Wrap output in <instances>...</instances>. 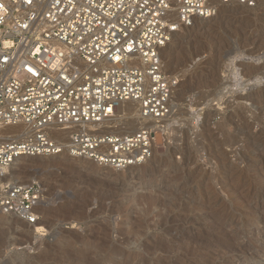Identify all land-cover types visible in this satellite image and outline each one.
Listing matches in <instances>:
<instances>
[{
  "label": "rangeland",
  "instance_id": "obj_1",
  "mask_svg": "<svg viewBox=\"0 0 264 264\" xmlns=\"http://www.w3.org/2000/svg\"><path fill=\"white\" fill-rule=\"evenodd\" d=\"M162 61L176 86L157 132L144 126L152 157L116 170L65 149L66 180L17 161L44 191L41 224L0 214V264H264V0L195 20Z\"/></svg>",
  "mask_w": 264,
  "mask_h": 264
},
{
  "label": "built area",
  "instance_id": "obj_2",
  "mask_svg": "<svg viewBox=\"0 0 264 264\" xmlns=\"http://www.w3.org/2000/svg\"><path fill=\"white\" fill-rule=\"evenodd\" d=\"M256 1L0 0V214L32 227L40 220L42 187L6 181L20 157L66 149L116 170L148 161L150 128L102 139L88 128L112 119L124 102L137 105L140 119H166L176 82L162 51L173 35L222 7L252 9ZM55 131L70 132L67 146L49 138ZM104 145L106 158L96 154Z\"/></svg>",
  "mask_w": 264,
  "mask_h": 264
},
{
  "label": "bare ground",
  "instance_id": "obj_3",
  "mask_svg": "<svg viewBox=\"0 0 264 264\" xmlns=\"http://www.w3.org/2000/svg\"><path fill=\"white\" fill-rule=\"evenodd\" d=\"M196 20L202 21V20H198V19H196ZM119 112L123 113L122 116H124V117L130 116L131 118H129V120H126V121H123L122 119L120 120L117 118V114ZM160 122H162V120L161 121H150V120L140 119L137 105L135 103H132V102H124L117 107V109L115 110V112L113 114L112 119H110L109 121H107L101 125L89 127L87 131L92 132L95 137L100 138V139H102L104 137H115V136H117L115 134H117L118 132H121V131H123L125 133V135L127 136V135H133L137 131L141 130V128H143L144 126H149L151 128L153 127L154 131L157 132V130L159 128L158 124ZM10 131L11 132H24V128L20 127V128L10 129ZM69 134H70L69 131L68 132L67 131H55L54 133L50 134L49 138L61 145L64 142H69L68 141V139H69L68 135ZM155 139H156V137H155ZM64 154H65V152L63 154H60V156L64 155ZM96 154H98L99 157L106 158L110 155V150L106 145H104L103 148L98 149L96 151ZM23 158H25V157L18 158L15 161V163L12 165V167L9 170L8 175L6 177L7 182H15V183H23V184L28 183V182L27 183L19 182L18 181L19 178L16 176V173H14L12 171L13 167H15V165L17 166L16 162L19 160H22ZM96 165L102 166V167H105V166L110 167V165H100L98 163H96ZM23 166H27V164H23ZM137 168H138V166L128 167L129 170H135ZM39 222H38L37 226H39L41 224ZM37 226L32 227V226H26L25 225V228L38 229Z\"/></svg>",
  "mask_w": 264,
  "mask_h": 264
},
{
  "label": "water",
  "instance_id": "obj_4",
  "mask_svg": "<svg viewBox=\"0 0 264 264\" xmlns=\"http://www.w3.org/2000/svg\"><path fill=\"white\" fill-rule=\"evenodd\" d=\"M29 160L24 162L23 164H27V166L21 165V169L35 175H43L50 178H59L61 180H66V169L65 165L69 160L61 159L58 157H36V158H28ZM34 161H41L45 166H41L39 168L36 166ZM55 161V162H54ZM47 162H50L46 164ZM59 165H57V164Z\"/></svg>",
  "mask_w": 264,
  "mask_h": 264
}]
</instances>
